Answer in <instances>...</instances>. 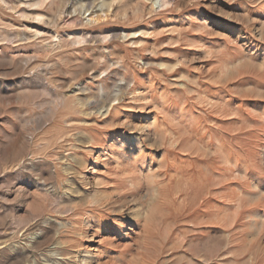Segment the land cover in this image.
Segmentation results:
<instances>
[{
	"label": "rangeland",
	"instance_id": "obj_1",
	"mask_svg": "<svg viewBox=\"0 0 264 264\" xmlns=\"http://www.w3.org/2000/svg\"><path fill=\"white\" fill-rule=\"evenodd\" d=\"M0 264H264V0H0Z\"/></svg>",
	"mask_w": 264,
	"mask_h": 264
},
{
	"label": "bare ground",
	"instance_id": "obj_2",
	"mask_svg": "<svg viewBox=\"0 0 264 264\" xmlns=\"http://www.w3.org/2000/svg\"><path fill=\"white\" fill-rule=\"evenodd\" d=\"M39 18V17H38Z\"/></svg>",
	"mask_w": 264,
	"mask_h": 264
}]
</instances>
